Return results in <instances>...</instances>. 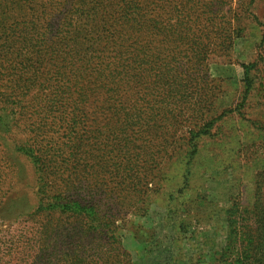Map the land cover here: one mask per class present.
Here are the masks:
<instances>
[{
	"label": "rangeland",
	"instance_id": "374dc122",
	"mask_svg": "<svg viewBox=\"0 0 264 264\" xmlns=\"http://www.w3.org/2000/svg\"><path fill=\"white\" fill-rule=\"evenodd\" d=\"M0 264H264V0H0Z\"/></svg>",
	"mask_w": 264,
	"mask_h": 264
},
{
	"label": "trees",
	"instance_id": "16d2710c",
	"mask_svg": "<svg viewBox=\"0 0 264 264\" xmlns=\"http://www.w3.org/2000/svg\"><path fill=\"white\" fill-rule=\"evenodd\" d=\"M123 15H124V19H125V20H128V14L125 13V14H123ZM42 200H44V199H42ZM71 203H73V202H69L68 205H69V206H72Z\"/></svg>",
	"mask_w": 264,
	"mask_h": 264
}]
</instances>
